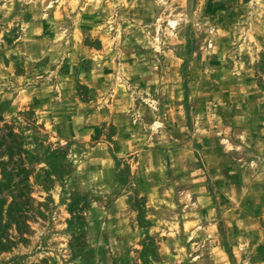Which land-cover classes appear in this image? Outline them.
I'll return each mask as SVG.
<instances>
[{
    "label": "rangeland",
    "instance_id": "obj_1",
    "mask_svg": "<svg viewBox=\"0 0 264 264\" xmlns=\"http://www.w3.org/2000/svg\"><path fill=\"white\" fill-rule=\"evenodd\" d=\"M0 264H264V0H0Z\"/></svg>",
    "mask_w": 264,
    "mask_h": 264
}]
</instances>
